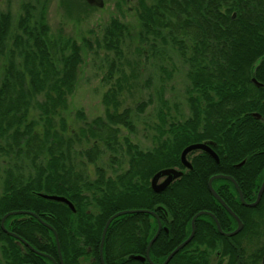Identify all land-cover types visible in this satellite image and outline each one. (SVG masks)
<instances>
[{"label": "trees", "instance_id": "1", "mask_svg": "<svg viewBox=\"0 0 264 264\" xmlns=\"http://www.w3.org/2000/svg\"><path fill=\"white\" fill-rule=\"evenodd\" d=\"M82 1L86 8L94 9ZM48 4L49 0H28L14 36L12 15L0 16V159L9 160L1 170L0 194L5 264L49 263L2 232L3 217L15 211L34 212L54 228L64 264H102L103 230L107 221L122 211L139 212L121 215L110 224L104 245L106 264H149L134 257L146 254L158 220L163 230L150 252L155 264L164 263L187 240L192 219L199 212L215 214L224 231L233 230V218L212 196L208 182L215 175L233 176L246 202L255 201L262 182L264 0H140L137 29L111 19L99 44L117 59L129 40L146 59L164 63L174 53L187 65L189 116L168 121L162 110V124L149 150L128 137L124 138L126 149L120 144L121 128L130 134L137 128L133 109L120 110L128 83L123 66H117L119 60L112 61L107 74L109 82H116L103 98L105 116L88 122L80 111L84 126L78 132L70 130L62 113L77 88L84 46L71 37L51 35ZM84 45L92 48L88 40ZM114 72L120 75L115 78ZM145 105H137L136 110L141 113ZM195 143L211 145L220 162L204 152H194L190 155L193 169L185 170L181 154ZM79 145L82 149L78 151ZM121 150L128 157V167L118 171L123 164ZM106 152L113 156L112 174L98 165ZM243 161L238 169L236 165ZM86 164L94 166V178L88 176ZM167 168L185 174L156 193L151 180ZM213 185L245 223L243 233L232 240L264 241V222L255 223L253 217L243 215L264 209V195L256 208H247L230 182L216 180ZM43 194L66 197L75 212L65 203L44 199ZM6 226L52 258L53 264H61L54 232L36 218L11 216ZM227 241L214 221L202 216L196 220L193 240L169 264H212L213 254L227 251L237 258L239 253ZM260 248L262 256L264 246ZM253 250L254 246H244L242 254L252 256ZM243 263L255 264L250 260Z\"/></svg>", "mask_w": 264, "mask_h": 264}, {"label": "rangeland", "instance_id": "2", "mask_svg": "<svg viewBox=\"0 0 264 264\" xmlns=\"http://www.w3.org/2000/svg\"><path fill=\"white\" fill-rule=\"evenodd\" d=\"M28 0H0V13L12 15L11 36L17 33V24L23 14L24 4ZM80 2V3H78ZM140 0H104L103 8L88 9L82 0H49L48 22L51 35L71 37L83 47V63L81 64L77 88L69 98L68 109L62 113L70 130L78 132L85 121L79 117L82 111L88 122L98 117H104L106 107L103 103L105 93L113 86L116 80L109 82V73L112 61H118L115 54L101 47L105 27L111 19L117 18L128 23L132 28L138 27L137 8ZM92 43L88 49L84 41ZM136 43L127 40L122 46L123 55L116 62L117 66H123L126 72V87L123 93L122 106L133 109V119L137 128L135 134H130L127 129L121 128L119 141L124 145V138L128 137L134 144L140 145L144 150L151 149L155 144L158 134L157 127L162 124L161 111L168 114V121L183 120L189 116V107L186 100V89L188 87L187 65L179 57L170 53V61L162 63L160 59L141 56L135 48ZM163 65V66H162ZM115 78L120 72H114ZM141 113L136 106L144 103ZM166 102V103H165ZM85 145V144H84ZM86 146H88L86 144ZM82 147L78 146V151ZM126 157V158H125ZM113 158L110 152L102 155L99 166L104 167L108 174H112L110 160ZM119 158L123 160V171L128 167V157L121 150ZM9 160L0 159V194L3 189V173ZM88 176L94 178L95 168L86 164ZM26 172L28 168L24 169ZM2 263L0 255V264Z\"/></svg>", "mask_w": 264, "mask_h": 264}, {"label": "water", "instance_id": "3", "mask_svg": "<svg viewBox=\"0 0 264 264\" xmlns=\"http://www.w3.org/2000/svg\"><path fill=\"white\" fill-rule=\"evenodd\" d=\"M91 7H96V8H103L104 7V0H85ZM256 82V81H255ZM262 85V84H260ZM257 114H254V116H256ZM195 151H202L205 152L206 154H208L212 159H214L216 161V163L220 162V158L218 156V154L212 149L211 145H209L208 143H195V144H191L189 146H187L182 154H181V162L182 165L187 169V170H192L193 169V165L192 163L189 161L188 156L190 153L195 152ZM184 175L183 171H180L178 169H174V168H168V169H163L160 170L159 172H157L155 174V176L152 178L151 181V186L154 192L156 193H162L163 191H165L174 181H176L177 179L181 178ZM162 179H164L162 182H160ZM216 180H228L231 181L239 195H240V199L242 201V203L248 207L254 208L256 207L260 201L261 198L264 194V182L263 185L261 186V189L259 191L257 200L252 203V204H247L241 189L239 188L238 184L236 183V181L229 176H224V175H215L213 176L209 182H208V188L210 193L224 206V208H226V210L235 218V220L238 223V228L232 232V233H224L220 227V224L218 222L217 219H215V217L213 215H211L210 213L207 212H200L199 214H197L195 216V218L192 221V233L189 236V238L183 242L180 246H178L169 256L168 258L165 260L164 263L162 264H169V262L172 260V258L183 248H185L194 238L195 235V231H196V227H195V221L198 217L202 216V215H210L215 219V222L217 224L218 230L224 234L227 237H233L235 235H237L242 229H243V223L240 220V218L222 201V199L220 198V196L218 195V193L215 191L214 187H213V183ZM41 197H43L44 199H48V200H52V201H57V202H62L65 203L66 205H68L74 212H75V207L72 204V202L70 200H68L66 197L63 196H57V195H41ZM139 211H134V210H128V211H122V212H118L117 214H115L114 216H112L106 223L105 228L103 230V234H102V239H101V247H100V258H101V262L102 264H106L105 263V259H104V245H105V240H106V235L109 229L110 224L112 223V221L121 216V215H125V214H129V213H136ZM154 216H156V214L152 211H146ZM23 213L26 212H20V211H15V212H9L8 214H6L3 219H2V228L7 232V229L5 228V222L6 220L11 217V216H16V215H21ZM29 215H31L32 217L38 218L39 217L35 214V213H31L28 212ZM41 220V219H40ZM44 225L51 231L54 232L55 237H56V242H57V247H58V253L59 256L61 258V264H64L62 261V253H61V246H60V241H59V236L56 233V231L54 230V228L48 224ZM162 231V224L161 221L158 220V230L156 235L154 236V238L151 240V242L149 243L148 247H147V251H146V255L145 256H136L134 257L135 260H139L142 262L148 261L149 264H155L151 257H150V251H151V247L152 245L155 243V241L158 239L159 235L161 234ZM10 235H12L13 237L18 238L17 235L10 233ZM22 240V239H21ZM23 241V240H22ZM32 251H34L35 253H37L38 255H42L45 256L44 254L40 253L39 251H37L36 249H34L30 244H28L27 242L23 241Z\"/></svg>", "mask_w": 264, "mask_h": 264}, {"label": "flooded vegetation", "instance_id": "4", "mask_svg": "<svg viewBox=\"0 0 264 264\" xmlns=\"http://www.w3.org/2000/svg\"><path fill=\"white\" fill-rule=\"evenodd\" d=\"M3 15V13H0V16H2ZM212 149H213V147H212ZM214 150V149H213ZM200 152H202V151H200ZM205 153V152H204ZM192 154V153H191ZM190 154V155H191ZM190 155L188 156V159H190ZM208 155V154H207ZM245 164V161H243L242 163H240V164H237L236 165V167L239 169V168H241L243 165ZM221 175H224V174H221ZM224 176H229V177H232L234 180H235V178L233 177V176H231V175H224ZM164 179H162L160 182H162ZM227 182H230L233 186H234V188H235V190H236V192H237V194H238V198H239V200H240V202H241V204L243 205V206H245V207H247V208H251V207H248V206H246V205H244L243 203H242V201H241V199H240V195H239V193H238V191H237V189H236V187H235V185L231 182V181H228V180H226ZM236 181V180H235ZM215 182V181H214ZM263 182H264V171H263V177H262V182H261V184H260V187H259V189H258V191H257V193H256V199H255V201L257 200V197H258V194H259V191H260V189H261V186L263 185ZM236 183L238 184V182L236 181ZM214 184V183H213ZM238 186H239V184H238ZM213 187H214V185H213ZM239 188H240V186H239ZM215 189V188H214ZM216 191V190H215ZM242 191V190H241ZM217 192V191H216ZM242 194H243V192H242ZM219 195V194H218ZM233 198H234V195H232V194H230ZM264 195V194H263ZM213 196V195H212ZM220 196V195H219ZM214 197V196H213ZM243 197H244V195H243ZM215 198V197H214ZM220 198H221V196H220ZM262 198H263V196H262ZM262 198H261V200H262ZM216 199V198H215ZM222 199V198H221ZM244 199H245V197H244ZM217 200V199H216ZM218 201V200H217ZM222 201L226 204V202L222 199ZM246 201V200H245ZM254 201V202H255ZM219 202V201H218ZM254 202H246L247 204H252V203H254ZM220 203V202H219ZM260 203H261V201H260ZM259 203V204H260ZM258 204V205H259ZM220 205L224 208V206L220 203ZM227 205V204H226ZM257 205V206H258ZM228 206V205H227ZM256 206V207H257ZM229 207V206H228ZM256 207H254V208H256ZM230 208V207H229ZM231 209V208H230ZM224 210L233 218V220H234V222H235V224H236V226H235V228L233 229V230H227V231H224L223 229H222V227H221V224H220V222H219V220H218V218L216 217V215L215 214H213V213H211V212H207V213H210L211 215H213L214 217H215V219H217L218 220V222H219V224H220V227H221V229H222V231L224 232V233H232V232H234L237 228H238V223H237V221L235 220V218L226 210V208H224ZM232 210V209H231ZM233 211V210H232ZM202 212H206V211H202ZM234 212V211H233ZM200 213V212H199ZM198 213V214H199ZM235 213V212H234ZM236 214V213H235ZM197 215V214H196ZM195 215V216H196ZM239 218H240V220L242 221V223H243V229L237 234V235H235V236H233V237H227V236H225L224 234H222L219 230H218V227H217V224H216V222H215V219L212 217V216H210V215H202V216H207V217H210L213 221H214V223H215V225H216V228H217V230H218V232L222 235V236H224L225 238H227V239H229V241H227L226 243H227V245L230 247V248H232V250H234V251H237L238 253H239V255H238V257L237 258H234L231 254H229V251H227L226 253H228V254H224V253H220V252H216L215 254H213L212 256H213V260H212V264H244L243 262L245 261V260H250V261H252V262H254L255 264H264V253H263V255L261 256V248H260V246H264V241H262V242H260V241H257V242H254V243H251V242H248V241H243V240H240V241H233L232 240V238H234V237H236V236H238L239 234H241V233H243V231H244V229H245V223H244V221L242 220V218L238 215V214H236ZM243 215L247 218V217H253V221L255 222V223H260V222H264V209H262V210H255V211H252V212H244L243 213ZM195 216H194V218H195ZM202 216H200V217H202ZM30 217H32L31 215H30ZM39 217V216H38ZM200 217H198V218H200ZM33 218H35V217H33ZM193 218V219H194ZM197 218V219H198ZM193 219H192V221H193ZM196 219V220H197ZM7 221V220H6ZM191 225H192V223H191ZM195 227H196V221H195ZM5 228L7 229V232L2 228V221H1V230H2V232L4 233V234H6V235H8L9 237H11V238H13L14 239V241H15V243L16 244H18V245H20V247H22L23 249H25V247L26 248H28L29 250H31L21 239H23V238H21L19 235H17L15 232H14V230L13 229H11V228H8L7 226H6V222H5ZM165 229H167V228H165ZM196 229V228H195ZM162 230H163V226H162ZM162 232V231H161ZM10 233H12V234H15V235H17L18 236V238H16V237H13L12 235H10ZM191 233H192V230H191ZM195 233H196V231H195ZM258 234V233H257ZM191 235V234H190ZM256 235V234H255ZM160 236V235H159ZM195 236V235H194ZM189 238V237H188ZM187 238V239H188ZM24 240V239H23ZM25 241V240H24ZM26 242V241H25ZM189 245V244H188ZM224 245H225V243H224ZM2 246H3V242L2 241H0V255H1V260H2V263L1 264H5V259L3 258V255H2V251H1V248H2ZM244 246H246V247H253L254 246V250H253V254H252V256H244L242 253H243V248H244ZM32 251V250H31ZM33 252V251H32ZM43 254V253H42ZM44 255H46V254H44ZM42 256V255H41ZM43 258H46V260H48L49 261V263L50 264H53L54 263V261L48 256V255H46V257L45 256H42ZM234 258V259H233ZM48 263V264H49Z\"/></svg>", "mask_w": 264, "mask_h": 264}, {"label": "bare ground", "instance_id": "5", "mask_svg": "<svg viewBox=\"0 0 264 264\" xmlns=\"http://www.w3.org/2000/svg\"><path fill=\"white\" fill-rule=\"evenodd\" d=\"M212 178V177H211ZM210 178V179H211ZM209 189V188H208ZM20 212H26V213H23V214H21V215H24V214H28V211H20ZM31 213H34V212H31ZM29 215V214H28ZM37 215V214H36ZM38 216V215H37ZM39 222H41L42 224H44V222H42L41 220H40V218L38 219V218H36ZM46 224V223H45ZM49 225V224H48ZM154 238V237H153ZM23 240V239H22ZM24 241V240H23ZM151 242V241H150ZM32 246V245H31ZM153 246V245H152ZM180 246V245H179ZM33 247V246H32ZM34 248V247H33ZM152 248V247H151ZM34 249H36V248H34ZM37 250V249H36ZM38 251V250H37ZM34 252V251H33ZM40 252V251H39ZM151 252V251H150ZM35 253V252H34ZM41 253V252H40ZM35 254H37V253H35ZM38 255V254H37ZM146 255V254H145ZM144 255V256H145ZM39 256H41V255H39Z\"/></svg>", "mask_w": 264, "mask_h": 264}]
</instances>
